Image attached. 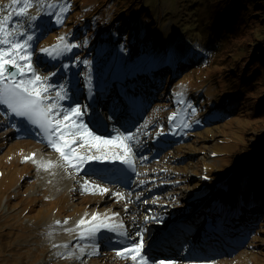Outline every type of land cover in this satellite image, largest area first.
<instances>
[{
  "label": "rangeland",
  "instance_id": "374dc122",
  "mask_svg": "<svg viewBox=\"0 0 264 264\" xmlns=\"http://www.w3.org/2000/svg\"><path fill=\"white\" fill-rule=\"evenodd\" d=\"M64 1L55 0L54 4L55 7L58 8L57 10L61 9L64 16L66 14L71 15L70 18H67V23L69 24L72 21L73 11L78 13L80 7H78V5L73 8L63 6ZM146 1L148 5L145 7V10H151L152 13L157 11L156 4H159L164 6L163 9L166 7L168 10H175L174 15L184 17L181 23L179 20H176L174 29L171 28V24L173 23L172 19L169 21L165 20L163 25V29L166 31L167 35L172 31H181L182 37L179 36V39L176 41L178 42V48H183L182 50L191 54L192 48H198L204 51L206 46L210 47L208 40H206V38L204 39V28L207 29L208 24H202V21L207 17V14H205V0ZM31 2L32 7L27 11L26 15L31 18H39L41 15V8H45L46 5L42 3V0H31ZM256 2L257 19L253 18L251 21H245L240 30L233 25L230 28H225L226 33H228V35L231 34L230 38L234 39L236 34L238 35L241 45L250 38L249 32H252V44L255 43L258 37L259 39L262 38V40L258 39L255 46L264 45V0H257ZM17 5H13L12 0H0V14L5 13L8 15L9 12H11L12 16H16L15 10ZM137 6L138 3L132 6L133 12H135ZM51 9V7H48V10ZM223 14L232 15L231 8L225 9ZM28 20L29 19H21L15 22ZM235 22L236 21H232V23ZM199 23H201V25H199ZM195 25L198 26L199 31L196 30ZM217 27L218 25H214L213 28L209 29L211 31L217 29ZM9 28H13L12 23L9 24ZM198 32L202 38L195 35ZM187 34L190 35L189 38L186 37ZM12 35L16 36V34L14 35V31ZM84 37L85 35L83 33L74 32L72 40L77 38L78 41H81V38ZM95 39L99 40L97 36ZM155 39H157V36L153 35L152 43ZM116 40H118V36H116ZM203 40H205V42ZM127 43H129L128 40L125 41V46L119 45L117 48L115 45L118 44H114L109 53L101 49L99 42L94 43L95 51H91V53L88 54L80 53L71 63V67L75 69L76 63L79 62L80 66H83L85 70L79 71L78 76L88 77L95 67L103 64L110 66L109 71L113 76L115 73H124L128 70L132 74L135 71L134 67L136 65L140 66L141 64L146 65V70L151 69L154 61L160 63L166 58L164 54L153 53L152 56H156L155 60L153 59V61H150L147 57L139 64L134 65L141 59V51H137V49H135L136 46L129 50L130 46ZM70 45H72V41H70ZM77 45L84 48L83 42H77ZM143 45L144 43H142L141 48ZM35 49V46H33L34 51ZM250 51L253 57L260 55L262 63L264 64V50L259 53L256 48H252ZM129 53H133V57L132 54ZM147 53L146 46L144 55ZM176 53L179 56L183 55L180 50H176ZM217 57L218 53L216 52L212 54L210 58ZM239 62L249 67L251 62L250 55H244ZM121 65L123 66L120 67ZM207 70H209V68L206 66V62L201 65L196 64V69L189 74V78L192 82L186 79L180 83L174 81V79L171 82L172 84L168 82L160 91L155 109L151 110L148 116L141 120V123H145L143 131L141 132L142 135L134 132L133 135L135 136H132V141L137 147L142 149L150 148L148 153L141 155L140 160H138L141 164L146 163L144 167L140 165V170L135 171V175L128 180H119L110 184H99L91 181L87 183V185H90L92 190L85 191V183H81L78 195L75 190H72L68 182L66 183L68 184L67 189H61L47 176L48 170L52 167L48 170L40 167L43 158L53 156L50 154L44 155L36 150L37 144L42 142L41 139H36L30 135L26 137H8L10 132L16 129L14 124L15 121L12 120L5 107L0 104V196L5 194L3 199L0 198V227L8 231L10 233L8 238L12 239V242L10 240H4L3 235L0 238L1 257L8 249L12 250V252H8V258L5 261L0 260V264H124V259L122 260L116 255L117 251L109 252L106 249L107 245L105 243L99 246L100 252L97 253V246L94 245L90 256L85 257L80 251L88 249L87 247H66L62 249L60 238L63 235L60 234L59 230L71 229L74 231L70 232L69 236L76 235L79 231V229H76V225L82 218L91 221L93 215H98L101 218L107 216L112 218L108 222H112L115 229L122 230L123 228L134 244L139 243L140 240L134 242L138 224L137 222H134V224L130 223L133 215L129 213V211L134 208L133 198L136 197L135 193L137 195H144L145 191L142 189L134 191L132 197L128 196L125 198L124 205L121 209H117L121 201V198L117 195L115 196V201L108 204V207L104 211H100L98 206L90 208V205L95 199L101 204L104 203L102 196L97 195L99 191L96 190V186H99L101 189L106 188L108 185L118 187L119 192L117 193L122 194L124 197L127 194V187L124 186V183L125 185H129L133 183L135 177L143 176L142 170H144L146 166L149 168L146 180L151 183L152 187L146 191L147 196L144 197L142 202L143 206H156L159 211H154L155 216L153 218L164 219V222H160V224L156 225V228L160 232L156 236L151 237L148 245L143 244L142 250L146 251L151 243H158V248L153 252L154 254L161 249L162 245L159 244V242L163 240L162 232L171 225L175 215L181 214L187 210L191 214L196 215L195 222L199 223L200 226L201 220L203 218L205 219V213L203 211L197 212L202 203V199L210 192V185L212 184L211 179L219 178L226 173L232 174L231 183L233 190L228 195L232 199V202H234L235 198L239 195L242 201L251 200L253 197L257 198L260 194L256 192L255 182L249 187L243 186V189L239 193L235 191L239 190L237 186V180H239L238 174L240 173L239 167L246 165V162L249 161V163L255 164L264 153V112L262 113L263 118L260 119L257 114H259L262 109L254 111V109L248 108L246 112L243 111L239 118H236L234 121L229 123L224 122L221 123V125L216 123L215 126L211 127L209 130H205L203 128V123L207 124L208 117L211 114H220L224 110L223 107H219L214 101L210 100L207 102L203 100L200 102L199 100L200 103L195 102L193 106H189L187 100L198 95L196 92L197 89L199 91L202 90L201 87L205 84L204 78H207L208 75H204ZM145 71L142 70L141 72L143 73ZM234 73L237 74L235 71ZM106 74L107 73H104V75ZM229 75L230 74H228V76ZM168 76L169 75H167V78ZM249 77H251V75H249ZM98 81L99 79L97 82ZM259 82L260 80L257 82L256 78H253L250 88L252 87L256 90ZM77 84L78 82L74 83V87H76ZM213 85L214 80H212L211 85L207 88L206 93L208 96L214 94ZM261 89L264 90V83L262 87L258 89L261 91V94H264ZM254 90H252L251 94L255 93ZM83 95L77 98L76 105L81 102ZM263 97L264 95L259 98V101H261ZM61 102L62 100L60 99L59 103ZM197 103L200 107L196 110L195 115H193ZM169 111H174L180 118H185L192 114V124H197L185 130L186 136L182 141L164 150L154 147L156 143L152 137L156 136L155 132L161 129V127L162 130L166 129L165 116ZM254 114L255 116H253ZM145 132L149 134L148 137L145 136ZM230 135L234 136V141L237 138L238 143H240V148L236 153L233 164H230L231 157H229L231 146L233 145L230 146V144H228ZM222 138L223 142L221 144L220 141ZM29 140H31V145H29ZM243 141L245 143L246 152L239 155L241 147L244 144ZM128 147L131 149L130 154L132 153L135 155L132 144L128 143ZM214 148L220 155L219 159H212V157H210L211 151L215 150ZM234 148L235 146H232V149ZM205 163L211 164L214 172L210 170L211 167L208 168L211 172L206 170L204 167ZM205 166L207 167L206 164ZM232 168L236 170L234 171ZM203 172H207L210 179L209 183L206 185L200 182V176ZM139 182L140 185L145 184L143 180H139ZM199 185L200 187H198ZM166 186H168L169 189L162 191V188ZM192 190H196V195L198 196L194 201L195 203L191 201L193 197L189 196ZM262 190L264 191V186ZM151 193H153V195H151ZM260 198L262 197L260 196ZM262 199V201H264V198ZM215 200L219 201L218 196L215 197ZM206 219H210V215L207 216ZM261 220L260 227L256 229L255 235L246 246L236 253H227L224 256H219L214 260V264H224V261L227 260L230 261L227 264H264V214ZM57 221L60 222L59 225ZM65 221L67 223H65ZM131 227L135 228L133 235H130ZM248 228H250V226H244L241 228V231H239V234L243 235L242 231L245 232ZM108 238L109 237L106 239ZM97 255H101L104 259L101 260V257ZM142 255L144 261L147 262L150 256L143 254V252ZM108 257H110V259ZM128 259L131 263H136L132 259ZM166 262L168 261L166 257H164V259L157 260L155 263L165 264ZM179 262V258H175V260L169 263L180 264Z\"/></svg>",
  "mask_w": 264,
  "mask_h": 264
},
{
  "label": "snow or ice",
  "instance_id": "6c2138e0",
  "mask_svg": "<svg viewBox=\"0 0 264 264\" xmlns=\"http://www.w3.org/2000/svg\"><path fill=\"white\" fill-rule=\"evenodd\" d=\"M12 4L20 5L15 10L16 16H26L27 11L32 7L31 0H12ZM11 20V12L0 19V104L7 105L15 115L25 117L47 133L48 146L59 153L63 161L62 166L73 168L79 172L80 165L86 161L106 159L104 156L78 154L76 147H73V145H77L75 137H79L81 143L77 147L88 145L89 147L96 148L98 151L105 146L121 148L124 155H116L113 159L132 167L133 161L130 157L131 149L124 143L126 140H132V136H116L112 139H104L101 136L95 135L89 130L86 124L81 122L80 118L84 115V112L80 107H75L64 112L62 118L57 119V116L61 115L57 109V105H45L42 96L48 93L50 85H47L33 69L31 53L29 52L30 44L28 43L32 37L28 36L27 40L23 43L10 39L9 37H11L12 32L17 31L15 27L9 28ZM63 39V37L60 38L61 44L63 45L62 48L58 46L50 50L46 49L42 51L51 56L54 52L70 51L72 47H75V45L63 44ZM9 68L15 69V72H9ZM27 74H31L29 79H17V75L23 77ZM56 96L57 99H64L66 93L60 90L56 92ZM174 119L175 115L170 117V120ZM53 166L51 162L40 165L45 170ZM84 188L85 191L89 190L87 182ZM96 190L101 192L108 191V189H101L99 186H96ZM116 195L121 199L123 198L120 193ZM110 219L112 218L107 216L101 218L98 215H93L91 221L82 218L76 225V229H79L77 235L81 240L93 241L101 229L115 232V227L108 223ZM65 223L67 222L65 221ZM57 224L59 225L60 222L57 221ZM68 231L72 232L74 230L70 229ZM118 234L126 236V233ZM142 248L143 240L141 236L139 243L117 251L116 255L121 259L130 258L136 264H145Z\"/></svg>",
  "mask_w": 264,
  "mask_h": 264
},
{
  "label": "bare ground",
  "instance_id": "6f19581e",
  "mask_svg": "<svg viewBox=\"0 0 264 264\" xmlns=\"http://www.w3.org/2000/svg\"><path fill=\"white\" fill-rule=\"evenodd\" d=\"M6 15L7 14H5V13H1L0 14V19H2ZM21 19H24V20L29 19V16L28 15H26V16H12V20H11L10 23H12V26L15 27L17 30L23 28L27 32H30L32 29L27 25V23L26 24L24 23L22 25H17L16 24L15 21L21 20ZM30 22L35 23V22H38V21L36 19H33V20H30ZM34 61L37 62V63H39V64L41 63L38 58L34 59ZM65 66H63V68ZM70 75H72L74 79L78 78V74L77 73H71ZM100 76H101V74H99L97 72H92V73H90L89 78H81L80 80H81V83H82L83 87L80 90L77 89L75 92H74V90H72L71 88H69L68 85H66V87H68L69 90H71L72 94L75 95V96H77L76 94L80 95L82 93H87V91H88L87 85H89V84H95L96 81H97V78H99ZM24 79L25 80L26 79H29V76L27 75ZM61 79H62V77H59V78L54 79L53 80L54 84H58ZM54 90H55V93L50 98L51 99L50 100V103L52 102V104H55L56 103V101H57L56 92L59 91L56 88V86L54 87ZM65 97L68 98L69 100H72V99L74 100L73 97H68L67 95ZM77 107H80V106H77ZM57 109L61 113V115L64 113V112H62V110L59 107V105H57ZM97 111L98 110L96 108V112ZM142 112H143V110L139 111L135 115H138V114L141 115ZM108 113H109L110 119L109 120H106V122H101L102 123L101 126L103 127V129L109 127V125H114V124L117 123L116 122V118L111 116V114L112 113H115V112H111V110L108 109ZM100 116H101V114L99 113V117ZM119 118H120V116H119ZM80 120H81V122L85 121V119L83 120V118L80 119ZM141 128H143V123L137 124L136 126H134V128L130 129V131L140 130ZM112 129L113 130H112L111 133H114L115 132V134L114 135L111 134L112 136L110 137V139L118 136V134H120V133H122L124 135L126 133H130V131H128L127 129H123L120 125L117 126V130H115L116 128L114 129V127ZM92 132L95 133L93 130H92ZM19 133L20 132L13 131V132H11L8 135V137L18 136ZM103 136H105V134ZM102 138H104V137H102ZM75 139L77 141V145H79L81 143L79 137H75ZM124 143H126L127 146H128V143L129 144H132V148L134 149L135 156L132 155V158L131 159L133 161V164L136 165L138 163V160H140L141 155H144L147 150H144L143 151L142 148H136L135 147V144L133 143L132 140H126V141H124ZM77 145H74L76 147V150H80L83 155L104 156L106 154L104 156V157H106V159H103V160H89V161H86L85 163L86 164H95V163H97V168H106V167H109V169H107V170H110V171L111 170L112 171L117 170V167H115V165L112 166V164L110 162L112 160L118 161L116 159H113V157L116 156V155H121V156L124 155L122 149L119 148V147H115V146H105V147H102L98 151L96 148L89 147L88 145H85L84 147H77ZM37 148L39 150H41V152H43V153H51V154L54 153L53 156H50L49 158L48 157L47 158H43L41 160L40 165L47 164L48 161L51 162L52 165H54L51 169L48 170L47 176L49 178H51L52 181L55 182V184L59 188H61V189L62 188L67 189L68 184H70L75 189V191H76V193L78 195V193L80 191L78 189V187L81 184V182H87L90 179H92L93 176H90V175L93 172H91L90 170L85 171V169H83V171H80V173H78L73 168H69L67 166H62L63 165V161L58 156L59 154L57 152H55L51 147L48 146V142L47 141H43V143H41L40 145H38ZM145 164L139 163V165L137 166V168H139L140 165H143V167H144ZM116 165H118V164H116ZM118 167H119V165H118ZM139 170H140V168H139ZM146 171H148V167L147 166L145 167L144 170H142V172L145 173ZM139 180H141V179H137L136 178L134 180L133 184H131V185H125V183H124V186L127 187V194L121 199L120 204H119V206H118L117 209H121L123 207L124 202H125V198L128 197V196H131L132 197L133 196L132 193L134 191H138L139 189H142L143 191H145L144 192V195L146 194L145 196L143 194L137 195L135 193V196L136 197L133 198L134 208L132 209V211L129 212V213H131L133 215V218L130 221L131 224H134V222H137L138 223V226H139V228L137 230L138 233H137V236L135 238V241L136 240H139V239L141 240V236H142V240H143L144 245H145V244H148V242L151 240V237H154V236H156L159 233V230L156 228V225L157 224H160V222H164V219L153 218L155 216V214H154L155 212L154 211H159L156 206H154V205H150V206H147V207H144L143 206V203L142 202L144 200V197L147 196L146 191H147V189H151L152 186H151V183L150 182H146L145 183L144 180H143V182L145 184L144 185H140ZM67 182H68V184H66ZM87 186H88V188H90V185H87ZM134 186H135V188H134ZM106 189H108L107 192H101V191H99V194L102 196L104 203L101 204V203H99L98 201L95 200L94 203L91 204V208H95L96 206H98L99 209H100V211H104L108 207V204L113 203L115 201V199H116L115 196H116L117 192H119V188L118 187H113L111 185H108L106 187ZM151 195H153V193H151ZM108 223L111 226H113V223L112 222H108ZM213 223H215V222H213ZM119 231L121 233H126L127 234L126 230H123V228H122V230H119ZM112 233L118 234L116 231L113 232V231H108L106 229H101L96 234V238L93 241L81 240L78 235L72 236L70 238L67 237L66 239H65V237H63L62 240H61V242H63L62 243V247L64 248L66 246L65 242H68L69 245L72 248H77V247L83 248V247H87L88 249L81 251V253L84 254L85 256H90L89 253H91V250H92L93 246L94 245L97 246L96 253L97 252H100L99 246ZM252 233H254V231H252ZM124 237L125 236H123L122 238H124ZM122 238H120L121 239L120 241H116V242L119 243V244L122 243ZM113 239L115 240V236H113ZM116 242H113V243L116 244ZM155 246H156V244H152L148 248V253H151L152 250L155 248ZM142 252L147 253L145 250H143ZM97 256H100L101 257V260H102V256L101 255H97ZM180 257L185 258V256H182L181 255V252H175L172 255H168L167 258H166L168 262H166L165 264H171V263H169L171 260H173L175 258H180ZM123 262H125V264H131V262H129L128 259H124ZM152 262H153V260L149 259V261H147L145 264H151ZM154 264H156V263H154Z\"/></svg>",
  "mask_w": 264,
  "mask_h": 264
},
{
  "label": "trees",
  "instance_id": "16d2710c",
  "mask_svg": "<svg viewBox=\"0 0 264 264\" xmlns=\"http://www.w3.org/2000/svg\"><path fill=\"white\" fill-rule=\"evenodd\" d=\"M205 1L206 9H204L205 14H207V17L202 21V24H208L207 29L204 28L205 34H208V32L217 33L219 31H224L226 33L225 28H230L232 27V25L235 26V28H238V30H240L245 21H251L253 20V18H258L256 12L257 0ZM227 8H231L232 15L223 14L225 9ZM93 9L94 6H90L88 8V12L90 13V15H92ZM232 21L236 22L232 23ZM199 25H201V23H199ZM214 25H218L217 29H213L210 31V29L213 28ZM249 37L250 38L246 42H244L243 45H241L240 40L238 39V35L236 34L234 38L235 40L228 43L227 46L221 50V55H218L217 58L207 59L206 66H208L209 70L206 71L205 75L208 74V77H210L211 79H213V77L219 73L226 75L225 79H227V83L230 85L231 91H234L235 93L239 94V96H237L236 98L237 100H239L241 92L245 93V96L242 99V102L245 104V109H243V111L246 112L248 108L254 109V111L262 109L260 110L259 114H257V116L262 119V113L264 112V97L261 101H259V98L264 94H261V91L258 89L261 88L262 84L264 83V64L262 63L260 55L253 57L252 52L250 50H252V48H256L260 53L262 52V50H264V45L261 44L257 45V47L255 46L258 42V37L254 44L251 43L253 40L252 32H249ZM259 40H262V38H260ZM247 54H249L251 57L249 67L239 62L241 58ZM233 68L234 70L232 72ZM234 71L237 72V74H235ZM228 74H230L231 76H228ZM249 75H251V77H249ZM185 76L186 75H183V77ZM253 78H256L257 82L260 80L259 85L256 88L257 91L254 90V88L252 87L250 88V86H252ZM252 90L255 91L254 94H251ZM261 90L262 92H264L263 89ZM210 100L215 101L214 94L212 95ZM232 115H234L232 116L234 117V119L239 118L236 109H234ZM253 116H255V114ZM233 146H235V148L232 150L233 157H236V153L238 152L240 145L235 143L233 144ZM245 150L246 147L244 143L241 147L239 155H241L243 152H246ZM241 177L248 179H261L264 177V153L260 158V162L249 172V175L247 176L246 174H241Z\"/></svg>",
  "mask_w": 264,
  "mask_h": 264
}]
</instances>
